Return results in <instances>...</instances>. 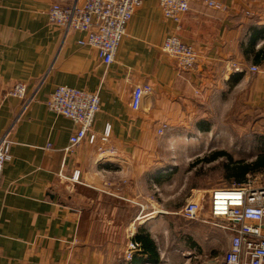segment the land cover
Wrapping results in <instances>:
<instances>
[{
  "label": "crops",
  "instance_id": "1",
  "mask_svg": "<svg viewBox=\"0 0 264 264\" xmlns=\"http://www.w3.org/2000/svg\"><path fill=\"white\" fill-rule=\"evenodd\" d=\"M213 1L192 0L176 23L158 0H142L105 65L79 43L85 32L48 22L53 3L83 0H0V133L12 141L0 175V264H98L84 225L147 228L166 212L156 197L164 168L188 161L189 146L219 141L213 114L241 113L244 100L264 108V0ZM171 34L196 51L192 68L162 51ZM16 82L23 99L7 95ZM138 84L151 92L132 109ZM58 85L98 93L92 143L67 148L75 125L44 104ZM168 145L177 155L165 158Z\"/></svg>",
  "mask_w": 264,
  "mask_h": 264
},
{
  "label": "built area",
  "instance_id": "2",
  "mask_svg": "<svg viewBox=\"0 0 264 264\" xmlns=\"http://www.w3.org/2000/svg\"><path fill=\"white\" fill-rule=\"evenodd\" d=\"M142 0H83L70 6L53 3L47 11L48 22L66 30L85 32L80 44L92 47L105 65L114 59L120 40L125 35L126 27ZM192 0H158V5L165 18L179 23ZM204 3L217 8L218 3L204 0ZM166 54L174 57L182 69L195 65L197 54L194 48L178 35H168L161 44ZM237 68V67H235ZM251 70H256L251 66ZM26 85L16 82L7 95L23 99ZM151 92V87L135 85L130 96V106L137 109L142 97ZM46 108L70 119L75 129L69 137L68 147L83 140L93 142L95 134L91 125L100 108L97 92L78 89L67 85H58L45 99ZM161 132V130H160ZM108 130L103 132L105 141ZM12 141L5 133H0V175L4 162L9 157ZM78 177L75 171L72 176ZM209 214L220 220L217 226L228 233L224 252L210 259L206 264H264V185H256L252 180L235 183L230 186L215 187L208 194ZM203 199L198 194L186 200L179 214L188 220H197L202 210ZM136 244L130 243L127 258L136 250Z\"/></svg>",
  "mask_w": 264,
  "mask_h": 264
},
{
  "label": "rangeland",
  "instance_id": "3",
  "mask_svg": "<svg viewBox=\"0 0 264 264\" xmlns=\"http://www.w3.org/2000/svg\"><path fill=\"white\" fill-rule=\"evenodd\" d=\"M213 116L218 121L215 129L221 132L219 141L212 142L206 149L201 143L189 146L188 151L183 152L189 157L188 161H169L173 165L164 168L162 187L156 197L160 198L167 213L158 216L154 223L146 224L157 246L158 264H206L224 252L228 233L217 226L221 221L209 214L207 189L238 183L223 176L225 163L251 162L264 153V108L261 105H252L244 100L241 113H215ZM183 148L187 149L186 146ZM218 148L225 154L207 161ZM178 149L175 145L166 146L165 158H170L173 153L177 155ZM246 180L264 185V170L247 174ZM192 194H198L203 199L197 220H187L179 214ZM124 211L126 215V208ZM114 222L108 226L84 225V239L97 248L98 264H120L129 260V241L138 226L131 224L126 229V226L116 223V219Z\"/></svg>",
  "mask_w": 264,
  "mask_h": 264
},
{
  "label": "trees",
  "instance_id": "4",
  "mask_svg": "<svg viewBox=\"0 0 264 264\" xmlns=\"http://www.w3.org/2000/svg\"><path fill=\"white\" fill-rule=\"evenodd\" d=\"M224 154L223 151H217L206 160H213ZM224 169L226 170V179H232L235 182L241 183L245 180L247 174L264 170V153L258 155L251 162L239 161L234 165L224 164ZM131 240L136 244L137 249L131 254L129 260L120 264H158L160 262L156 243L147 228L144 226L138 227Z\"/></svg>",
  "mask_w": 264,
  "mask_h": 264
}]
</instances>
